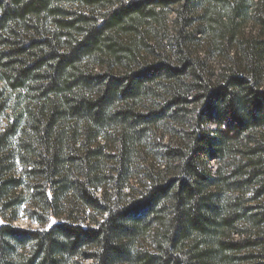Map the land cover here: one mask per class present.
Segmentation results:
<instances>
[{
	"label": "trees",
	"instance_id": "1",
	"mask_svg": "<svg viewBox=\"0 0 264 264\" xmlns=\"http://www.w3.org/2000/svg\"><path fill=\"white\" fill-rule=\"evenodd\" d=\"M85 261L264 264V0H0V264Z\"/></svg>",
	"mask_w": 264,
	"mask_h": 264
},
{
	"label": "rangeland",
	"instance_id": "2",
	"mask_svg": "<svg viewBox=\"0 0 264 264\" xmlns=\"http://www.w3.org/2000/svg\"><path fill=\"white\" fill-rule=\"evenodd\" d=\"M14 225L20 229H28V228H36L37 225L33 222H31L29 219H27V213L22 212L20 215V219L14 223ZM84 264H88L87 261L84 262Z\"/></svg>",
	"mask_w": 264,
	"mask_h": 264
}]
</instances>
